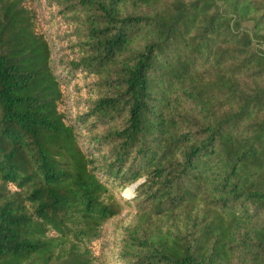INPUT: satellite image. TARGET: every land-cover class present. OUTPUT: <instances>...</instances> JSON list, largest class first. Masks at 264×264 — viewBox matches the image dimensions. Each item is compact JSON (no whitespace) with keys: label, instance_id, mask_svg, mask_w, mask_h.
I'll use <instances>...</instances> for the list:
<instances>
[{"label":"trees","instance_id":"obj_1","mask_svg":"<svg viewBox=\"0 0 264 264\" xmlns=\"http://www.w3.org/2000/svg\"><path fill=\"white\" fill-rule=\"evenodd\" d=\"M36 1L0 0V264H100L131 209L123 264H264V0H46L58 70Z\"/></svg>","mask_w":264,"mask_h":264},{"label":"rangeland","instance_id":"obj_2","mask_svg":"<svg viewBox=\"0 0 264 264\" xmlns=\"http://www.w3.org/2000/svg\"><path fill=\"white\" fill-rule=\"evenodd\" d=\"M42 17L46 15V27L48 38L52 47L51 64L58 70L63 59H67V53L71 57L70 42L66 36L67 29L70 26L66 22L54 23L49 20L50 9L46 6V0H37ZM47 13V14H46ZM61 59V60H60ZM68 113L74 115L75 107L72 106L76 99V93L73 90L72 83L63 86ZM84 143L87 142L85 135L82 136ZM134 209L124 210L121 214L107 220L103 223L98 235L88 241L89 248L100 264H123L117 252L120 248L121 237L124 227L129 223L134 214Z\"/></svg>","mask_w":264,"mask_h":264}]
</instances>
